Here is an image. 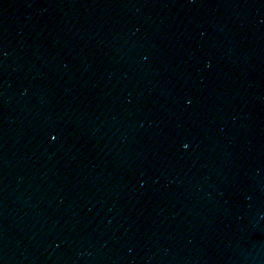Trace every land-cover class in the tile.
Returning a JSON list of instances; mask_svg holds the SVG:
<instances>
[{
    "label": "water",
    "instance_id": "1",
    "mask_svg": "<svg viewBox=\"0 0 264 264\" xmlns=\"http://www.w3.org/2000/svg\"><path fill=\"white\" fill-rule=\"evenodd\" d=\"M0 264H264V0H0Z\"/></svg>",
    "mask_w": 264,
    "mask_h": 264
},
{
    "label": "clouds",
    "instance_id": "2",
    "mask_svg": "<svg viewBox=\"0 0 264 264\" xmlns=\"http://www.w3.org/2000/svg\"><path fill=\"white\" fill-rule=\"evenodd\" d=\"M185 147H187V145H185Z\"/></svg>",
    "mask_w": 264,
    "mask_h": 264
}]
</instances>
